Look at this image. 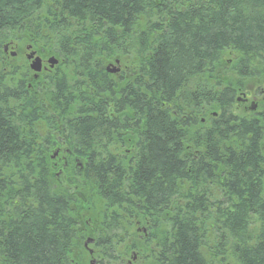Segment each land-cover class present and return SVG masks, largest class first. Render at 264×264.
<instances>
[{
  "label": "trees",
  "instance_id": "obj_1",
  "mask_svg": "<svg viewBox=\"0 0 264 264\" xmlns=\"http://www.w3.org/2000/svg\"><path fill=\"white\" fill-rule=\"evenodd\" d=\"M262 85L264 0H0V264H264Z\"/></svg>",
  "mask_w": 264,
  "mask_h": 264
},
{
  "label": "flooded vegetation",
  "instance_id": "obj_2",
  "mask_svg": "<svg viewBox=\"0 0 264 264\" xmlns=\"http://www.w3.org/2000/svg\"><path fill=\"white\" fill-rule=\"evenodd\" d=\"M4 53L9 54L12 57H17L19 54L14 51V50H10L8 47H6V49H3ZM29 53H32V57L31 58H27ZM21 58L24 59L26 61V64L28 66V63L30 64L31 59L38 57L40 59V71L39 72H33L29 66L28 69L31 72V77L34 80H37L39 77L41 78L44 75H52L55 72V68L57 67V65L59 64V60L55 58L54 55H45L43 54L41 51H37V50H31L29 46H27L24 50H22L21 54H20ZM53 57L56 62L53 65H50L48 63V59ZM117 72V71H116ZM111 73V72H110ZM263 90H260L259 92L255 93L254 91L252 92L251 90H248L245 93H242V98H240V103H242V110L249 112V113H256V108L259 106V104L264 100V96L262 95ZM236 102L237 104H239V102L237 101L236 98ZM250 102V105L247 106V103ZM255 105V108L253 110H250L249 107L251 105ZM202 122V119H201ZM62 150L65 149L64 151H67V149L62 145L61 148L58 147V150ZM59 152H55L53 159V168L57 171L56 175L59 176V174L62 173V171L66 168L67 166V160L62 156V157H57L59 154ZM75 163L81 167V163L78 162V160H75ZM62 164L61 168L60 165ZM109 221H110V234H109V239H110V249H109V264H111V212H110V216H109ZM137 230H142L145 232L144 228H141L139 226H137ZM90 237V238H89ZM87 239V242L90 244L94 243V238L91 236H89ZM85 246V244H84ZM88 254H89V259L86 262H74L71 261L73 264H98V259L93 255V250H90L89 248L87 249ZM132 261L127 260L126 264H132L135 260H136V255L133 254V256H131Z\"/></svg>",
  "mask_w": 264,
  "mask_h": 264
},
{
  "label": "rangeland",
  "instance_id": "obj_3",
  "mask_svg": "<svg viewBox=\"0 0 264 264\" xmlns=\"http://www.w3.org/2000/svg\"><path fill=\"white\" fill-rule=\"evenodd\" d=\"M28 66H29V63H28ZM107 67H109V68H116L117 69V64L116 65H114V64H108L107 65ZM118 70V69H117ZM116 72V71H115ZM112 73V72H111ZM254 83H256V82H253V83H249L250 84V86L252 85V84H254ZM258 86V85H257ZM262 90H263V93H262V95L264 96V85H262ZM237 101L239 102V104H237V102H235V104L233 105V108H234V114H237V115H239V114H241V111H240V109H242V103H240V98H242V93H238L237 94ZM263 103H264V100H263V102H262V104L259 106V107H261L262 105H263ZM250 105V102H248L247 103V106H249ZM203 122V121H202ZM42 123V121H40V123L37 125V129H39V131L41 132V133H43L44 132V126H43V123ZM61 146L62 145H60L59 146V148H61ZM57 150H58V148H57ZM60 150V149H59ZM53 162H54V160H52ZM55 173H57V171L55 170ZM56 178H57V176L56 175H54ZM61 187V188H65V185H63V184H57V187ZM66 189H68V188H66ZM68 192H70V190L68 191ZM88 215H89V218H91L92 216H93V214H92V211H88ZM88 216H86V218H87ZM97 221H98V218L96 219V223L95 222H92L91 221V219H88L85 223H81L80 224V226H79V228H81V231L83 232V236H82V234L80 235V236H82L81 237V239L79 238V247L77 248V249H75V251H76V253L77 254H79V256H80V258H81V260L82 261H84V262H86L88 259H89V254H88V251H87V249L89 248L90 250H94L95 251V247H94V243L93 244H90V243H88L87 242V239H88V237L89 236H91L92 235V237L94 236L92 233H87L86 231H90V229L91 230H93L96 226H97ZM138 234L140 235V234H143V232H142V230H138ZM209 237H210V241H211V239H212V236L209 234ZM90 238V237H89ZM128 239L127 238H125L124 239V243L127 241ZM124 243H122V244H120L119 246L120 247H122V245L124 244ZM84 244H85V246H84ZM209 244H211V243H209ZM131 256H132V253L130 252L129 254H127L124 258H123V262H122V264H126V261L127 260H131ZM97 258V257H96ZM137 263V262H136ZM136 263H134V264H136ZM72 264V263H71Z\"/></svg>",
  "mask_w": 264,
  "mask_h": 264
},
{
  "label": "water",
  "instance_id": "obj_4",
  "mask_svg": "<svg viewBox=\"0 0 264 264\" xmlns=\"http://www.w3.org/2000/svg\"><path fill=\"white\" fill-rule=\"evenodd\" d=\"M6 47H7V46H4L3 49L5 50ZM32 55H33L32 53H29V55H28L27 58H31ZM55 62H56V60H55L53 57H51V58L48 59V63H49L50 65L55 64ZM29 68H30L33 72H39V71H40V68H41V66H40V59H39L38 57H35V58L31 59L30 64H29ZM105 69H106L107 72H115V71H117L116 68H109V67H107V66H106ZM254 108H255V105H253V104L249 107L250 110H253Z\"/></svg>",
  "mask_w": 264,
  "mask_h": 264
},
{
  "label": "bare ground",
  "instance_id": "obj_5",
  "mask_svg": "<svg viewBox=\"0 0 264 264\" xmlns=\"http://www.w3.org/2000/svg\"><path fill=\"white\" fill-rule=\"evenodd\" d=\"M130 261H132V259H131ZM127 262H128V261H127ZM108 264H109V259H108Z\"/></svg>",
  "mask_w": 264,
  "mask_h": 264
}]
</instances>
